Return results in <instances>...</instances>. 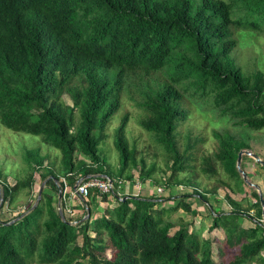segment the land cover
<instances>
[{"label": "trees", "instance_id": "trees-1", "mask_svg": "<svg viewBox=\"0 0 264 264\" xmlns=\"http://www.w3.org/2000/svg\"><path fill=\"white\" fill-rule=\"evenodd\" d=\"M233 2L0 0V124L40 135L60 152L56 163L45 161L38 148L26 149L29 173L11 184L0 180V207L10 204L20 189L31 191L35 168H43L45 185L25 210L0 219V264H222L211 256V239H201L190 220L164 216L166 208L156 206L164 197L119 191L126 181L131 185L150 179L166 187L196 183L193 145L186 142L182 149L175 134L187 117L178 105L186 91L211 98L241 125L264 127V72L246 75L229 55L237 42L229 25L252 29L257 23L233 18ZM245 6L260 11L264 0H248ZM196 85L202 90H194ZM124 92L134 94L145 110L140 124L169 154L168 174L160 179L152 176L155 165L138 158L130 145L128 111L114 131L119 166L112 170L99 150ZM65 93L70 103L63 99ZM217 136L216 149L202 163L215 179L205 192H197L206 202L207 192L228 187L220 168L232 178L241 177L237 154L249 147L231 133ZM182 172L191 176L181 177ZM62 173L70 186L80 176L96 175L111 179L112 187L105 192L90 186L81 200L89 214L72 218L63 197L58 204ZM109 195L116 202L92 218L89 204H97L96 196L106 201ZM225 198L233 208L214 215L209 228L221 227L226 244L238 246L226 264H264L263 223L243 226L240 203L227 193ZM256 201L262 216L258 193ZM179 207L192 210L182 196L171 209Z\"/></svg>", "mask_w": 264, "mask_h": 264}, {"label": "rangeland", "instance_id": "rangeland-1", "mask_svg": "<svg viewBox=\"0 0 264 264\" xmlns=\"http://www.w3.org/2000/svg\"><path fill=\"white\" fill-rule=\"evenodd\" d=\"M245 2H248V0H234L232 17L240 18L241 20L256 21L257 26L252 29H239L243 26L242 24L240 26L233 22L229 25V35L235 37L237 41L229 55L234 64L240 67L244 74L248 75L256 70L264 72V6L261 7L260 11L254 10L253 8H247ZM249 4L252 3L249 2ZM251 25L255 26V24ZM196 89H201V86L199 88L196 85L194 90ZM187 92L178 101V105L187 110V117L184 120H180L175 134L182 149L186 148V142L187 144L191 143L193 145L191 149L193 159L191 162L194 165L193 168L198 173L196 183H182L166 187L164 184L157 185L149 179L144 183L133 182L129 187V182L126 181L122 185V190L119 192L121 194L122 192L131 190L132 192H139L142 195L162 196L164 198L156 205L158 208L163 205L173 204V199L176 201V198L180 196L186 199L187 202L191 200L190 204L193 211L190 210L188 212L182 207L175 210L168 208L165 215H168L176 221L190 220L191 228L201 239L207 237L211 239L212 258L215 260L221 259L222 264H226L238 252V246L229 247L226 244L223 239L224 232L221 227L209 228L212 224V218L221 211L226 213L233 208L225 198V193H227L241 205L238 220L243 226H251L257 220L264 225L263 217L259 215L260 206L256 203L257 193L259 197L261 193L264 198V166H261L250 154L243 153L241 167L246 172L247 179L252 184H248L245 181L236 165L241 177L238 175L232 178L228 172L220 168L221 176L229 181V184H227L228 187L219 188L216 193L207 192L208 201L206 202L197 198V192H205L209 184L215 179V176L202 169L203 157L216 149L218 145L217 134L219 132L231 133L234 137L248 142L249 147L245 148L257 153L264 159V127L254 129L241 125L229 113H224L220 107L214 106L211 103V98L201 97L198 94L192 95ZM131 95L134 94L131 92L123 93L121 104L105 129L107 137L100 143L99 150L105 157L106 164L110 165L112 170H115L119 166L120 155L114 145V131L123 113L128 111L129 120L126 125V134L130 145L138 150V158L143 156L147 164L153 163L155 165L152 176L160 179V177L168 174L167 162L169 154L155 140L153 134L140 124V119L145 116V110L137 104ZM62 97L66 102H71L68 94L65 93ZM200 138L203 139L201 142H198ZM32 148H38L41 154L46 155L45 161L55 160L56 163H60L59 150L43 142L40 135L13 130L0 124V180L5 179L11 184L16 179L24 178L30 171L24 154L26 149ZM78 157L82 158L84 155L79 154ZM85 158L89 161L87 157ZM40 169L39 171L36 168L33 169L34 181L30 192L27 187H24L16 193L10 204L7 201L4 202L0 207V219L5 220L14 216L18 212L25 210L27 204L35 201L40 185L44 182L40 176V171H43V168L40 167ZM131 172L134 174L137 172V169L134 168ZM180 176L190 177L191 172H182ZM61 177L65 178L63 173L60 174ZM44 187L45 185L43 184ZM73 197L69 192H65L63 195L65 206L67 207L66 212L72 218H78L85 211L81 213L84 209L83 205H81V198L79 196ZM109 198V200H112L113 195H109ZM76 199H79L80 205ZM115 202L116 200L113 199L112 203ZM89 205L92 216L95 204L92 203ZM99 209L102 210L103 208L99 207ZM86 215L88 214L86 213ZM78 241H81V236H78ZM218 246L223 249V254L221 255L218 253Z\"/></svg>", "mask_w": 264, "mask_h": 264}, {"label": "built area", "instance_id": "built-area-1", "mask_svg": "<svg viewBox=\"0 0 264 264\" xmlns=\"http://www.w3.org/2000/svg\"><path fill=\"white\" fill-rule=\"evenodd\" d=\"M64 182L63 194L69 192L73 196L85 197L88 194L90 186H96L101 191H110L112 187V181L109 178L91 175L87 178L80 176L75 182L74 186H68L64 177L60 178Z\"/></svg>", "mask_w": 264, "mask_h": 264}, {"label": "water", "instance_id": "water-1", "mask_svg": "<svg viewBox=\"0 0 264 264\" xmlns=\"http://www.w3.org/2000/svg\"><path fill=\"white\" fill-rule=\"evenodd\" d=\"M243 153L250 154L258 163H260L263 166H264V159L261 158L257 153H255L253 151H250L247 148H241L238 151L237 158H236V166H237L238 170L241 172V174H242L243 178L245 179V181L248 184H252V182L247 179L246 172L241 167V158H242V154ZM43 184H44V182H42L41 185H40V188H39V191H38V195H37V199L39 198L40 193H41V191L43 189ZM75 186L76 185H74V187ZM61 196H62V192L59 191V193H58V199L59 200H60ZM260 202H261V205H262V217H263V220H264V198L262 197L261 193H260Z\"/></svg>", "mask_w": 264, "mask_h": 264}, {"label": "crops", "instance_id": "crops-1", "mask_svg": "<svg viewBox=\"0 0 264 264\" xmlns=\"http://www.w3.org/2000/svg\"><path fill=\"white\" fill-rule=\"evenodd\" d=\"M129 187H130V184H129ZM130 192H132L131 190H129ZM128 191V192H129ZM196 196V195H195ZM74 198V197H73ZM110 198H109V196H108V200H109ZM197 199V198H196ZM77 201H78V203H79V205H80V201H79V199H76ZM96 202H97V204H95V209H94V212H93V214H92V218L93 217H95V216H97V215H100L101 214V212H102V210L101 209H99V207H102V208H104V206L106 205L105 203H112V201H113V198H112V200H100L99 199V196H96ZM162 200V199H161ZM160 200V201H161ZM103 201V202H102ZM73 202H75L74 200H73ZM188 202L189 203H191V200H188ZM174 203H175V199H173V204H171V205H163V206H161V207H164V208H166V211H167V209L168 208H170L171 209V207L174 205ZM78 205V206H79ZM81 205H82V203H81ZM84 207V206H83ZM84 212V209H83V211L81 212V213H83ZM85 213V212H84ZM83 213V214H84ZM166 214V213H165ZM166 217H168V218H170L168 215H165ZM170 219H172V218H170ZM174 220V219H173Z\"/></svg>", "mask_w": 264, "mask_h": 264}, {"label": "clouds", "instance_id": "clouds-1", "mask_svg": "<svg viewBox=\"0 0 264 264\" xmlns=\"http://www.w3.org/2000/svg\"><path fill=\"white\" fill-rule=\"evenodd\" d=\"M259 164H260V163H259ZM87 177H88V176H87ZM87 177L84 176V178H87ZM60 180H61V179H60ZM76 181H77V180H76ZM63 183H64V182H63ZM74 184H75V183H74ZM68 186H70V185H68ZM73 186H74V185H73ZM60 191L62 192V196H61V198H62L63 195H64V194H63V189L60 190ZM58 193H59V192H58ZM119 193H120V192H119ZM85 197H86V196H85ZM61 198H60V200H61ZM80 198H81V200H82V197H80ZM200 199H201V198H200ZM60 200H59V201H60ZM58 204H59V203H58ZM261 206H262V205H261ZM85 207H86V206H85ZM88 214H89V213H88ZM85 215H86V214H85ZM85 215H84V217H85ZM86 216H87V215H86ZM73 222H75V220H73Z\"/></svg>", "mask_w": 264, "mask_h": 264}]
</instances>
